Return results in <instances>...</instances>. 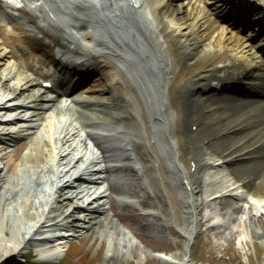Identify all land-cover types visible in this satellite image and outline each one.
<instances>
[{
  "label": "bare ground",
  "instance_id": "1",
  "mask_svg": "<svg viewBox=\"0 0 264 264\" xmlns=\"http://www.w3.org/2000/svg\"><path fill=\"white\" fill-rule=\"evenodd\" d=\"M257 2L20 0L6 9L0 0V264L30 245H42V261L60 259L71 238L108 232L109 252L121 256L117 248L134 245L112 228L128 210L144 233L184 234L174 263L191 264L193 239L216 225L219 212H202L216 199L245 216L249 233L264 216V49L257 30L243 32ZM263 12L254 22L264 32ZM60 47L75 63L62 62ZM230 80L241 94L223 92ZM100 124L126 134L117 155L130 163L107 164L112 150L89 128Z\"/></svg>",
  "mask_w": 264,
  "mask_h": 264
},
{
  "label": "rangeland",
  "instance_id": "2",
  "mask_svg": "<svg viewBox=\"0 0 264 264\" xmlns=\"http://www.w3.org/2000/svg\"><path fill=\"white\" fill-rule=\"evenodd\" d=\"M216 9L218 10V14L224 15L225 12L221 8L217 7ZM254 42L256 44L260 43V37H257ZM26 55V59L31 60L29 54ZM8 59L14 60L15 58L8 57ZM93 82L91 81V83ZM78 126L80 128L83 127L81 123H78ZM88 143L93 145L91 140H88ZM113 174L122 175L124 172H120L119 170ZM131 182L135 184L137 181L132 180ZM114 201L118 203L117 198ZM222 205L224 204H221V200L216 199L202 210L203 214L208 215L210 218H212L215 211L219 212V216L214 217L213 221L210 222L215 223V227H208L207 224L202 225L201 232L193 239V248L190 254H188L190 263L264 264V216L261 220H257L251 225L249 233H244L241 230V226L247 227L249 225L245 221V216L242 218L241 213L233 212L228 202L225 203L226 206L224 205L226 209H221ZM144 207L149 208L148 205ZM153 208L160 207L156 204ZM168 208L170 215L168 214L167 217L172 222L178 224L179 218L175 213V207L169 202ZM228 209L229 213L226 212ZM126 213L128 215L131 214V216L127 218L114 217L112 228V231H117V229L124 230L125 242L134 245L132 249L117 248L116 250H120L122 253L121 256H113V252H109L111 243L108 232L104 237L95 235L73 237L69 241L70 247L64 256L60 259L49 261L41 260L43 255L39 250H37L39 251L38 254H32L31 259L23 257L25 253L32 250L33 245H30L31 247H26L21 255L18 254L15 257L17 263L15 262L14 264H32V262L34 264H175L174 261H179L184 257L187 238L179 230L167 227L164 232L148 231L144 233L142 232L141 222H145V220H140V218L137 219V222H134V217L132 216L134 212L128 210ZM111 216H113V209L104 213L102 219L104 222H107ZM101 228H103V225ZM186 230H188L187 226ZM150 234L152 236H149Z\"/></svg>",
  "mask_w": 264,
  "mask_h": 264
}]
</instances>
